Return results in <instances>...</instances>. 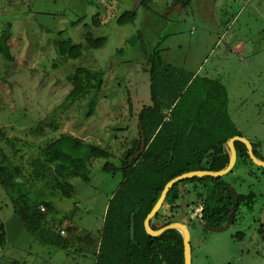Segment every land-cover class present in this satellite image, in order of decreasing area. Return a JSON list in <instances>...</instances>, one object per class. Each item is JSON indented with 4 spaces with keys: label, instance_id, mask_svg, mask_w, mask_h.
I'll return each mask as SVG.
<instances>
[{
    "label": "rangeland",
    "instance_id": "1",
    "mask_svg": "<svg viewBox=\"0 0 264 264\" xmlns=\"http://www.w3.org/2000/svg\"><path fill=\"white\" fill-rule=\"evenodd\" d=\"M141 2L0 0V38L11 33L13 58L0 53V146L31 179L19 182L32 198L41 199L45 189L43 178L35 175L39 148L61 133L106 147L113 153L112 163H121L127 143L138 137V115L151 101L145 62L156 51L163 62L226 86L235 125L264 160V0H190L187 7L175 0ZM125 12H137L138 17L119 25L116 18ZM96 15L104 24L100 28L92 22ZM87 31L106 38L105 46L84 50L79 59L59 55L57 41L85 43ZM119 49L123 51L117 53ZM79 68L104 70L106 83L97 94L68 100V77ZM92 100L96 105L90 113ZM40 123L44 134H33ZM104 162L93 163L89 182L71 180L74 198L53 199L56 228L69 216L65 226L76 223L94 233L101 229L109 200L122 181L120 172L102 171ZM250 170L237 166L226 175L237 193L253 196L246 201L250 207L240 205L236 220L226 223L224 231L210 230L200 220L199 204L194 208L199 203L195 184L180 186L190 191L178 203L184 215L177 219L190 230L192 264H264V175L255 167ZM0 220L6 230L0 250L4 263L95 264L92 256L57 250L28 233L2 187Z\"/></svg>",
    "mask_w": 264,
    "mask_h": 264
},
{
    "label": "trees",
    "instance_id": "2",
    "mask_svg": "<svg viewBox=\"0 0 264 264\" xmlns=\"http://www.w3.org/2000/svg\"><path fill=\"white\" fill-rule=\"evenodd\" d=\"M151 1L142 0L141 4ZM175 1L182 7L190 4V0ZM137 17V12H125L116 18V22L125 25L133 23ZM92 22L98 28L104 25L99 15L94 16ZM138 36L129 44L133 45ZM10 38L9 31L0 38V53L9 61L13 60L8 44ZM85 40L81 44H75L71 39L57 41L59 55L66 59H79L84 50H98L107 43L106 38L94 37L89 31ZM122 51L119 49L117 53ZM145 63L151 101L142 107L138 115V137L127 143L119 165L112 163L113 153L108 148L61 133L51 143L39 148L38 158L34 161L35 175L43 178L45 189L41 199H34L20 188L22 183L19 182H30L31 179L25 177L22 169L14 165L0 146V187L11 197L14 214L25 230L42 244L54 245L57 250L71 249L83 257L92 256L95 264H185L181 233L169 230L153 237L147 234L144 222L168 182L193 171L218 172L225 169L230 161L229 141L244 135L231 117L229 93L220 80L202 77L165 63L157 51L150 53ZM68 82L71 90L67 98L76 100L88 93L100 92L106 83V72L79 68L68 77ZM95 105L96 101L92 100L90 113ZM44 132L43 123L32 130L37 135ZM142 134L146 137V150L130 165L131 158L141 149ZM252 145L257 153L256 144ZM235 146L238 153L235 168L242 166L251 172L250 168L255 167L264 175V169L251 161L246 146L241 142H236ZM96 160L105 161L103 172H120L122 176L106 207L101 229L94 233L76 223L65 226L63 223L70 221L69 216L62 217L56 228L54 216L57 209L53 199L74 198L76 192L71 180L89 182L91 166ZM234 169L229 174L234 173ZM225 178H192L177 183L169 191L161 210L150 221V228L159 230L182 222L177 219L184 215L178 203L190 191L180 186L195 184L199 203L195 202L194 208L198 210L196 206L199 204L202 209L200 220L215 230L222 229L230 221L234 205L238 206V213L240 205L245 206L253 196V193H237L233 184ZM5 242L6 230L0 220V250Z\"/></svg>",
    "mask_w": 264,
    "mask_h": 264
},
{
    "label": "water",
    "instance_id": "3",
    "mask_svg": "<svg viewBox=\"0 0 264 264\" xmlns=\"http://www.w3.org/2000/svg\"><path fill=\"white\" fill-rule=\"evenodd\" d=\"M236 142H241L243 143L247 150H248V155L251 159V161L258 166L259 168L264 169V161L258 159L255 154H254V150H253V145L251 143V141L245 137H240V136H235L233 137L229 143H228V147H229V156H230V161L228 166L218 172H213V171H193V172H189V173H185L181 176L176 177L175 179L171 180L170 182L167 183V185L165 186L158 202L156 203V205L154 206V208L152 209V211L149 213V215L147 216L145 222H144V227L145 230L147 232V234H149L150 236L153 237H157L162 235L163 233L169 231V230H177L181 233L182 237H183V243H184V261L185 264H192V245H191V233L190 230L188 228V226L182 222H175L172 224H169L159 230H152L150 228V221L155 217V215L158 214V212L161 210L165 199L169 193V191L179 182L187 180V179H192V178H205V177H214V178H221L224 177L226 175H228L231 171H233V169L236 166L237 160H238V153H237V149H236ZM146 150V137L144 136V134H142V144H141V149L138 153H136L130 161V165H132L135 161V159L139 158ZM233 196L235 198V202H237V197H236V193L233 191ZM238 206L234 205L233 209H232V213L230 216V222L234 221L235 218V214L237 211ZM210 230L213 231H224L225 227H223L222 229L219 230H215L212 227H209Z\"/></svg>",
    "mask_w": 264,
    "mask_h": 264
},
{
    "label": "built area",
    "instance_id": "4",
    "mask_svg": "<svg viewBox=\"0 0 264 264\" xmlns=\"http://www.w3.org/2000/svg\"><path fill=\"white\" fill-rule=\"evenodd\" d=\"M42 211H44V208H43V207H42ZM199 211H200V213H201V212H202V209L200 208ZM0 264H2V263L0 262Z\"/></svg>",
    "mask_w": 264,
    "mask_h": 264
},
{
    "label": "flooded vegetation",
    "instance_id": "5",
    "mask_svg": "<svg viewBox=\"0 0 264 264\" xmlns=\"http://www.w3.org/2000/svg\"><path fill=\"white\" fill-rule=\"evenodd\" d=\"M253 150H254V147H253ZM254 154H255V156L257 155V153H255V152H254ZM257 156H258V155H257ZM257 156H256V157H257ZM258 157H259V156H258ZM258 157H257V158H258ZM259 158H260V157H259ZM263 161H264V160H263ZM200 217H201V216H200Z\"/></svg>",
    "mask_w": 264,
    "mask_h": 264
},
{
    "label": "crops",
    "instance_id": "6",
    "mask_svg": "<svg viewBox=\"0 0 264 264\" xmlns=\"http://www.w3.org/2000/svg\"><path fill=\"white\" fill-rule=\"evenodd\" d=\"M244 52V51H243Z\"/></svg>",
    "mask_w": 264,
    "mask_h": 264
}]
</instances>
